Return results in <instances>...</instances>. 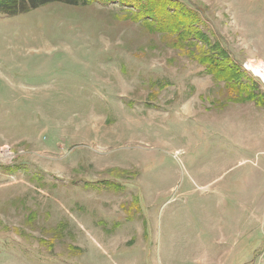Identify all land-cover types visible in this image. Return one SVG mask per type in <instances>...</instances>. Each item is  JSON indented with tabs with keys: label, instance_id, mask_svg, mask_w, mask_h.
<instances>
[{
	"label": "rangeland",
	"instance_id": "1",
	"mask_svg": "<svg viewBox=\"0 0 264 264\" xmlns=\"http://www.w3.org/2000/svg\"><path fill=\"white\" fill-rule=\"evenodd\" d=\"M178 1L254 101L117 3L0 14V264H264V0Z\"/></svg>",
	"mask_w": 264,
	"mask_h": 264
},
{
	"label": "trees",
	"instance_id": "2",
	"mask_svg": "<svg viewBox=\"0 0 264 264\" xmlns=\"http://www.w3.org/2000/svg\"><path fill=\"white\" fill-rule=\"evenodd\" d=\"M87 1L117 3L132 12L131 19L141 22L154 34L163 36L166 44L172 48H185L190 44L195 46L204 41L210 52L199 58L204 67V73L217 82L223 83L235 96L246 93L240 101H254L256 95L246 91L242 80L244 72L217 44H210L209 39L201 30L199 14L178 0H0V14L18 15L34 11L50 3H62L67 6L84 5ZM209 42V43H207ZM235 100V101H239Z\"/></svg>",
	"mask_w": 264,
	"mask_h": 264
},
{
	"label": "bare ground",
	"instance_id": "3",
	"mask_svg": "<svg viewBox=\"0 0 264 264\" xmlns=\"http://www.w3.org/2000/svg\"><path fill=\"white\" fill-rule=\"evenodd\" d=\"M248 68L252 73L258 77H260L264 82V69L262 66H254L253 64H247Z\"/></svg>",
	"mask_w": 264,
	"mask_h": 264
},
{
	"label": "built area",
	"instance_id": "4",
	"mask_svg": "<svg viewBox=\"0 0 264 264\" xmlns=\"http://www.w3.org/2000/svg\"><path fill=\"white\" fill-rule=\"evenodd\" d=\"M244 68H245L246 70L250 71L249 68H248L247 63H244ZM263 83H264V82H263Z\"/></svg>",
	"mask_w": 264,
	"mask_h": 264
}]
</instances>
